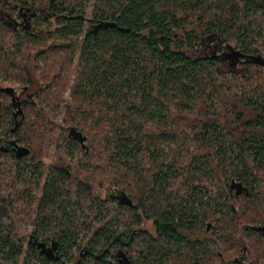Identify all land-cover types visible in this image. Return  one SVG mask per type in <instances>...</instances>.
<instances>
[{"label": "trees", "instance_id": "1", "mask_svg": "<svg viewBox=\"0 0 264 264\" xmlns=\"http://www.w3.org/2000/svg\"><path fill=\"white\" fill-rule=\"evenodd\" d=\"M11 1L16 6L10 9L15 12L19 7V16L24 21L22 32L17 35L16 24L0 16V79L15 75L23 89L31 85L35 81L29 66L35 56L36 74H41L45 84L35 97L41 109L49 112L60 106L79 53V69L64 118L69 127L68 149L72 156L80 149L81 142L71 136L73 131L83 135L85 141L90 140L91 153L102 170L98 174L96 167L86 165L81 171L89 172L95 181L116 183L136 206L125 209L121 205L99 203L91 198L86 186H81L80 209L86 214L74 219L65 206L71 204L68 178L60 173L46 182L43 198L45 207L57 198L65 200L64 214L58 218L60 228L53 230L57 226L53 209L46 219L50 230L47 238L53 237L51 241L58 248L56 256H42L37 249H30L22 262L23 248L0 231V264H71L75 261L74 248L82 251L86 247L94 254L87 257L91 261L80 260L76 264H111L110 261H116L111 254L113 250L116 255L124 252L132 264L176 262L175 253L182 249L183 234L213 217L204 212L202 220L195 218L188 227L187 213L192 210L189 197L194 190L218 188L214 164L233 173V177L238 175L240 180L249 171H256L257 177L264 172V164L259 161L264 157V43L260 42L264 34V0H94L92 19L86 17L91 0ZM28 10L29 16L25 17ZM86 22L94 29L82 36ZM207 37L213 38V42L206 43ZM199 52L204 56H199ZM226 59L232 60L236 69L228 73L240 77L241 82L218 78ZM41 61L43 66L39 65ZM109 74L110 80L118 81L122 88L136 90L132 96L134 114L121 116L115 105L110 104L114 91L108 82ZM52 75L51 83L48 81ZM248 83L256 85L249 87ZM208 84L217 92L228 86L236 101L256 116L244 122V116L240 115L235 121L246 134L242 144L233 141L235 158L229 157L227 149H219L215 155L210 154L211 150L203 156L185 150L192 120L183 115L176 119L164 115L165 96L176 95L186 103V108L193 110L194 105L205 103L204 88ZM2 89L0 129L8 137L16 123L17 108ZM106 92L108 96L104 95ZM208 97L214 99L212 94ZM32 102L28 105L35 106V98ZM211 124L207 120L200 135L192 141L194 145L215 148L223 144L224 137ZM22 126L31 138L26 143L24 135H20L21 144L32 150L37 148L42 155L48 153L52 130L43 119L36 117ZM34 137L38 144L33 146ZM83 147L82 144V149H86ZM105 152L107 158L103 156ZM41 161L32 163L33 178L40 173ZM233 182L242 184L248 193L231 192ZM231 186L228 199L236 201L245 195L250 200L254 195L242 181L232 179ZM218 205L224 207L221 202ZM226 209L227 216L234 212L229 206ZM251 212L248 214L243 207L230 221L221 222L225 215L216 221L223 232L229 225L237 229L240 224L264 222L256 209ZM88 220L90 227L98 228L93 230L89 241L88 234L80 236V226H86ZM143 221L154 222L157 238L136 232ZM229 242L224 241L226 245ZM187 250L192 264H199V256L207 258L198 246L187 245ZM132 253L137 255V262Z\"/></svg>", "mask_w": 264, "mask_h": 264}, {"label": "rangeland", "instance_id": "2", "mask_svg": "<svg viewBox=\"0 0 264 264\" xmlns=\"http://www.w3.org/2000/svg\"><path fill=\"white\" fill-rule=\"evenodd\" d=\"M6 2H9V6ZM16 6L15 2L11 0H0V16L3 20L14 22H19V24L23 23V18L19 16V7H17V11H12L10 7ZM94 6V0H91L88 3L87 15L88 19H92V11ZM35 10L37 6L34 7ZM11 15L9 18L7 15ZM26 14V13H24ZM27 14L26 17H28ZM8 19V20H7ZM34 21V20H33ZM56 28V25H54ZM38 29V28H36ZM93 25L89 22H86L84 27V32L82 36L87 32L91 31ZM35 30V29H34ZM22 32V27L17 31V35H20ZM207 42H213V38L207 37L205 39ZM261 43H264V34L260 39ZM234 45V44H233ZM13 48V47H11ZM10 52V49L7 50ZM199 56L203 57V52L198 53ZM196 57V56H195ZM78 58L79 53L76 57L75 65L72 68V73L67 83V87L63 92V99L60 106L51 109L49 112L41 109L38 104V99L35 97L36 105L32 104L24 105L23 109L25 111V121H32V119H36V117H41L45 124L48 125L51 132V146L49 152L46 154H41V152L34 147L35 150H32V155L28 159H25L20 165L18 163L13 162L10 157L5 154H0V187L6 188L4 191V196H8V202L13 203L12 211H11V220L12 227L9 225L12 234L17 240L22 241L23 236L28 233H33L34 231L41 230L40 236H44L45 239H48L50 244L51 238H47V234L50 231L46 227V219L49 216V213L54 211L53 221L55 222L53 230L60 228L59 217H62L64 214L63 208L67 206V211L73 218H83L86 214L85 210L80 209L83 196L80 195L81 186H86L89 189V193L91 198L97 200L99 203H108L110 206L121 205L125 209L126 207H135L136 204L133 200L128 196L129 194L123 192L120 187L116 185V183L109 181H101V180H93L90 177L89 172L81 171L83 166L89 165L90 167H96V172L99 174L102 170L101 166L96 162L94 155H92L93 144L90 140L78 143L79 150L73 154H70L68 140V126L64 123V118L66 116V107L67 102L71 100L72 96V87L74 85V79L77 76L78 68ZM35 56H33V60L31 65L29 66V70L34 77V81L36 86L31 89L33 95L37 92L39 88H43L45 84L42 81L41 74H36V62ZM44 62L41 61L39 64L43 66ZM233 61L230 59H226L223 66L219 68L217 73L218 78L223 80L225 77L231 78L234 82L239 83L240 77L231 76L229 70H234L235 68L232 66ZM240 68V67H239ZM261 71L262 68H258ZM236 70V69H235ZM234 70V71H235ZM241 68L238 71L239 75L241 73ZM56 73V71H55ZM111 75L109 74V80ZM53 75L51 76L48 82L52 83ZM108 81V80H107ZM47 82V83H48ZM111 86L114 91L112 94V98L110 99V104H114L119 114L123 116V114H134L136 111L134 105L132 104V96L135 94L136 90H129L128 88H122L119 85V82L111 79ZM253 85V86H252ZM249 84V87H254L256 83ZM11 87L15 89L16 95H19L23 90V85L19 82V79L15 75L2 76L0 79V88H8ZM213 95L214 99H210L208 95ZM108 96V92L104 94ZM204 95L206 97L205 103L200 104L198 106L193 107V110L186 108V103L182 102L180 97L168 94L164 97V101L167 104V109L164 112V115L169 119H176L180 115L186 116L192 120V129L188 131L189 137L187 138L186 149L190 152H193L196 156L207 155L211 150L210 154L215 155V151L219 149H227L229 150V157L235 158L236 153H232V145L233 141H236L238 144L243 143L244 134L239 126L235 124V121L240 115L244 116V122L255 119V114L248 108L244 107L242 104L238 103L235 98V94L233 91L228 90V86H224L221 91L217 92L215 89L208 84L204 88ZM9 97V96H8ZM9 101L11 98L9 97ZM33 103V102H31ZM29 106V107H28ZM125 111V112H124ZM137 117V116H136ZM207 120H211V126L215 127L217 131H219L220 135L224 137L223 144H218L215 148H202L203 145L196 146L192 141L195 139L196 135H200V131H202V127L205 125ZM23 122V123H24ZM11 129V128H9ZM4 130V129H3ZM0 129V145H7L9 141L12 139H17L20 145L21 144L20 135H24V139L26 143H28V139L31 138L30 135H27V131L23 126L18 130V135L11 136L10 130L9 135L6 137V133ZM202 132L201 134H203ZM248 137V136H247ZM82 139V137H80ZM33 146L38 144L37 138H32ZM82 144L86 149H82ZM123 144H125L123 142ZM169 146L175 147L172 143H169ZM133 148L134 146H130ZM29 148V147H28ZM163 148L168 149V146ZM235 149H237L235 147ZM208 152V153H206ZM103 156L108 157V152ZM40 173H38L37 178H33L34 173L32 172V163L34 161H40ZM98 160V158H97ZM134 161V160H133ZM259 161L264 164V157L259 158ZM28 166L27 171H22L23 168ZM30 166V167H29ZM30 168V170H29ZM214 169L216 170V183L218 188L213 189H205L202 187L196 188L192 193L191 197H189V207L192 210L187 213L188 227H190L195 218H200L202 220V215L204 212L211 213L213 215L212 218L205 221L203 224H195L193 228L190 227L189 232L183 234L182 241H180L182 249L177 251L175 255L176 262L170 261L169 264H192V260L188 257L187 245L198 246L205 251L207 256L206 260L199 256L198 263L199 264H234L233 261L236 259H242L246 263L252 261L253 264H264V238L256 231L255 228L263 226L262 223H251V225L240 224L237 229L233 228V226H226L225 232L221 230L220 225H218V219L224 218V220L230 221L232 218L237 215V213L244 207V209L248 212V214L252 213L251 211L256 209L261 217L264 219V172H261L258 177L256 176V171H249L243 178L239 179L238 175L233 177V173L230 171H224L217 164H214ZM17 172H20L18 174ZM58 172V173H57ZM60 173H63L65 178H68L67 187L70 189V199L71 204L62 206V203L65 201L64 198H57L50 205H43L41 207V200L43 199V189L46 182L51 177H56ZM232 179H235L237 182H244V185L249 187V190L254 195L249 197L250 200H246V196H241L235 200L228 199V195L230 194V186ZM240 180V181H238ZM12 183V185H11ZM215 183V185H216ZM14 184V188H13ZM15 192V197H13ZM18 194V196H17ZM23 195V199H22ZM257 196V197H255ZM80 197V198H79ZM122 197H126L128 200L132 201L131 205L123 204L121 201ZM26 199V202H25ZM258 200L262 202V204L257 203ZM60 204L56 205L57 203ZM222 203L224 207L219 206V203ZM229 206L233 209L234 212L229 213L226 207ZM46 209V211H45ZM55 209V210H54ZM233 213V214H232ZM47 214V215H45ZM224 216V217H225ZM39 217L43 220H40L42 223L44 222V228L41 229V222L39 221ZM220 222V224H221ZM91 221L88 220L86 226H80L82 236L83 233L88 234L86 239L89 241L92 239L93 229L90 227ZM5 226V224H3ZM40 226V227H39ZM89 231V232H88ZM138 233H147L154 238H157L156 227L153 221H143L142 225L136 229ZM225 239L230 242L226 245L224 243ZM47 241V240H46ZM228 246V248H227ZM84 250L86 248H82ZM84 250L78 251L77 248H74L75 261L71 264H76L77 262L83 261H91L89 258H81V254ZM112 256H116V252L113 250L111 252ZM29 255V249L27 247V242L24 243L23 247V255L22 262ZM245 255V258H244ZM132 257L134 258V262H137V255L132 253ZM113 260V259H112Z\"/></svg>", "mask_w": 264, "mask_h": 264}, {"label": "flooded vegetation", "instance_id": "3", "mask_svg": "<svg viewBox=\"0 0 264 264\" xmlns=\"http://www.w3.org/2000/svg\"><path fill=\"white\" fill-rule=\"evenodd\" d=\"M21 10L23 8H20ZM30 11L28 10V13L25 14V17L27 16V14H29ZM9 18H11V15H7ZM20 27H22V23L19 24V22H16V26H15V31L17 32ZM36 86L35 82H33L31 85L25 87L22 92L19 95H16V103H21L20 107H16L17 110L14 113V119L16 121L14 128L18 125L17 129L15 131H13V129L10 131V135L14 136V135H18V130L21 128L22 124H23V120L25 118V112L23 109V106L28 104L29 102H32L35 98V95H33L32 90L34 87ZM19 110L22 111V114H19ZM19 122V123H18ZM9 135V137H10ZM26 150L29 151V153L26 152ZM0 154H5L6 156L10 157V159L15 162L18 163L19 165L25 160L28 159L29 157H31L32 155V151L30 148L24 146V145H20L19 141L17 139H12L11 141L8 142L7 145H0ZM32 158V157H31ZM0 165H2V162H0ZM30 167V166H29ZM28 170V166L26 168H23L22 171H27ZM30 170V168H29ZM18 174H20V172H17ZM1 176V175H0ZM12 185V183H11ZM45 187V186H44ZM13 188H14V184H13ZM6 188H1L0 187V209L5 210V212H0V231L1 234H3V236H5L6 238L8 237H12L13 241H15L21 248L24 247V243L27 242V247L28 249H37L39 251V253L42 256H48L50 258H54L58 252V248L57 245L54 247V253L51 254L49 253V249H52L54 246V242H47L44 236H40L41 230H37L34 231L33 233H28L26 235L23 236V239H21L22 241H18L17 238L13 237L14 234L10 233L11 229L9 227V225L12 227V220H11V211H12V207H13V203H9L8 202V196L5 197L4 196V191ZM15 192L13 197H15ZM18 196V194H17ZM23 195H22V199H23ZM43 198H44V189H43ZM44 200H41V207L44 205ZM26 202V199H25ZM43 204V205H42ZM43 208V207H42ZM44 210V208H43ZM46 215V214H45ZM43 220L39 217V221ZM41 222V221H40ZM3 224H5V226H3ZM40 227V226H39ZM41 229L44 228V222H41ZM45 229V228H44ZM257 232L258 229L255 228ZM261 236L264 238V234L260 233ZM44 247V248H43ZM121 253V258L118 257V254ZM119 253H117L116 255V261H110L111 264H121V262L124 263H131V261L129 260V257L124 253L119 251ZM92 254L91 251L89 250H84L83 253L81 254V258H85V257H91ZM96 255V254H95ZM245 258V255H244ZM234 264H253L252 261H249L248 263H246L244 260H240V259H236L233 261ZM132 264V263H131Z\"/></svg>", "mask_w": 264, "mask_h": 264}, {"label": "water", "instance_id": "4", "mask_svg": "<svg viewBox=\"0 0 264 264\" xmlns=\"http://www.w3.org/2000/svg\"><path fill=\"white\" fill-rule=\"evenodd\" d=\"M1 91L4 92V93H6V94H8V95H10L12 97V99H13L14 104H15L16 107H20L21 106V103H16V98L17 97H16V91H15V89H13L11 87H8V88L2 89ZM18 113L19 114H22V111L19 110ZM17 127H18V125L13 129V131H15L17 129ZM71 136L74 139L79 140L80 142H84L85 141V138L80 133H77V132L74 133V131H73V132H71ZM80 137H82V139ZM83 148H85V147H83ZM26 152L29 153L28 150H26ZM234 191H236V194L237 195H241L244 192L245 193H248V190L246 188H244L242 184H237L236 182H233V184L231 186V192H234ZM121 201H122L123 204H128V205H131L132 204V201L131 200H128L126 197H122L121 198ZM257 229H258V231L260 233H263L264 234V225L258 227ZM55 246H56V244H54L53 248L52 249H49L48 252L51 253V254H53L54 253V249H55L54 247ZM121 256H122L121 253H119L118 254V257L121 258ZM121 264H127V263L121 262ZM129 264H131V263H129Z\"/></svg>", "mask_w": 264, "mask_h": 264}]
</instances>
